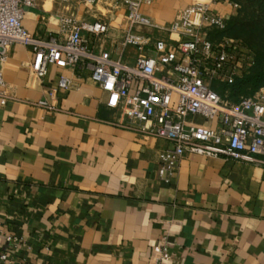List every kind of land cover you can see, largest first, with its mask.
Wrapping results in <instances>:
<instances>
[{"label":"crops","instance_id":"0c3cea01","mask_svg":"<svg viewBox=\"0 0 264 264\" xmlns=\"http://www.w3.org/2000/svg\"><path fill=\"white\" fill-rule=\"evenodd\" d=\"M78 1L79 20L110 27L101 38L83 31L90 46L118 56L125 9ZM195 2L227 19L238 12L225 0H155L142 11L166 23ZM59 11L58 0H38L22 24L46 36L57 31ZM136 55L128 47L123 59L131 64ZM32 57L15 44L0 65V246L9 254L0 264H154L161 242L165 264H264L263 157L187 154L164 180L157 169L168 142L117 123L88 71L64 72L72 88L50 99L56 110L38 106L61 70L50 66L41 82L29 69Z\"/></svg>","mask_w":264,"mask_h":264},{"label":"built area","instance_id":"2783aa9c","mask_svg":"<svg viewBox=\"0 0 264 264\" xmlns=\"http://www.w3.org/2000/svg\"><path fill=\"white\" fill-rule=\"evenodd\" d=\"M76 1L58 0L57 31L39 36L22 24L25 8H36L38 0H0V65L12 46L21 44L31 49L29 69L41 82L50 66L61 70L57 87L47 88L38 106L56 110L50 99L58 90L72 88L73 79L64 72L80 68L107 93L108 108L119 113L117 123L168 142L157 169L164 180L187 154L241 162L264 158V86L238 102L214 89L248 74L254 53L241 40L209 37L211 30L224 29L228 21L210 3L195 2L179 10L172 21L158 23L142 11L155 0H110L125 9L127 23L117 43L118 56H113L106 48L95 52L83 36V31L97 38L107 36L108 23L84 24L77 18ZM225 1L239 8L237 2ZM128 47L137 51L131 64L123 59ZM4 84L0 67V86ZM4 236L12 245V237ZM154 250L158 254L154 264H165L166 242ZM0 260H9L8 249L1 246Z\"/></svg>","mask_w":264,"mask_h":264},{"label":"trees","instance_id":"16d2710c","mask_svg":"<svg viewBox=\"0 0 264 264\" xmlns=\"http://www.w3.org/2000/svg\"><path fill=\"white\" fill-rule=\"evenodd\" d=\"M239 4L237 15L228 19L222 30H211L213 40L228 37L241 40L254 53L248 74L237 77L232 84L219 83L214 89L221 97L238 102L252 96L264 86V0H233Z\"/></svg>","mask_w":264,"mask_h":264}]
</instances>
